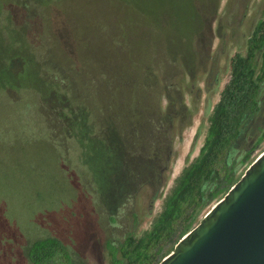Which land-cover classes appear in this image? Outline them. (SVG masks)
I'll return each mask as SVG.
<instances>
[{
  "label": "trees",
  "instance_id": "trees-1",
  "mask_svg": "<svg viewBox=\"0 0 264 264\" xmlns=\"http://www.w3.org/2000/svg\"><path fill=\"white\" fill-rule=\"evenodd\" d=\"M26 1L46 6L56 0ZM94 1L108 7L109 0ZM198 2L177 0L173 8L164 3L162 12L169 15L165 18L157 16L161 12H155L153 0H122L132 9L127 7L121 12L114 8L127 18L121 24L123 46L117 52L121 58L112 65L106 63L116 46L109 29L101 30L100 39L91 30V125L86 122L88 115L81 104L76 109L71 106L72 101H79L74 92L72 96L67 92L71 84L62 86L56 81L53 72H67L62 61L40 65L17 47L0 50V59L6 61L0 65V77L10 68L15 69L11 84L6 82L9 88L1 87V92L5 90L13 98L15 91H34L41 122L60 149L62 168L70 176L78 171L74 179L83 181L87 191L94 189L89 192L95 191V211L104 221L97 227L99 236L100 232L105 236L111 264H151L161 252V244L176 233L179 224L175 246L191 230L199 210L218 197L217 202L222 199L241 178L256 159L252 154L264 142V20H259L246 41V54H237L231 61L229 81L212 109L197 157L174 180L150 230L135 239V198L144 189L149 192V207L160 198L168 180L174 140L191 125L195 111L184 102L181 77L191 76L188 56L195 54L191 48L209 35L210 25L203 13L206 10ZM58 5L53 7L54 13ZM211 12L208 15L213 21L215 15ZM16 14L18 20L23 19L22 13ZM62 21L67 26L64 18ZM37 30L28 35L31 42ZM107 37L111 39L105 42ZM94 50L99 57L94 56ZM258 55L262 61L259 67ZM42 68L50 75L42 74ZM22 80L25 82L16 85ZM86 165L91 167V185L79 171ZM129 218L131 229L123 241H118L114 230L123 222L128 224ZM68 249L58 237L38 238L23 246L21 263L75 264Z\"/></svg>",
  "mask_w": 264,
  "mask_h": 264
},
{
  "label": "rangeland",
  "instance_id": "rangeland-1",
  "mask_svg": "<svg viewBox=\"0 0 264 264\" xmlns=\"http://www.w3.org/2000/svg\"><path fill=\"white\" fill-rule=\"evenodd\" d=\"M109 1L106 7L99 6L94 0H56L46 6L26 0H0V50L7 46L12 49L17 47L29 53L40 65L49 61H62L67 72H53L56 81H60L62 86L71 84L68 94L72 96L74 92L75 98L79 99L72 101L71 106L73 109L80 104L83 106L88 115V125H91V44L94 43L91 30L100 39L101 30L109 29V36L114 39L116 46L106 63L112 65L117 58H121L117 53L123 46L121 24L127 18L121 12H126L127 7L132 9L131 5H124L122 0ZM175 2L177 0H153L155 12H161L157 16L168 18L169 15L162 12L164 3L168 8H173ZM199 4L201 9L204 6L206 10L203 13L210 25L209 35L199 46L191 48V52H195L188 56L191 76L183 74L181 77L184 102L195 111L191 125L184 129L180 139L174 140L168 180L160 198L152 207H149L147 189L135 198L134 210L138 220L134 229L135 239L150 230L174 180L197 157L212 109L229 81L231 61L237 54H246V41L257 22L264 20V0H200ZM57 5L60 11L54 13L53 7ZM7 8L13 9V12L10 14ZM208 10L214 11L211 12L212 16L215 15L213 21H210ZM17 12L24 15L22 20H18ZM37 27L40 30L34 37V43L28 35ZM206 31L208 29H204ZM109 39L107 37L104 41ZM81 55L86 56L85 59ZM94 56L99 57L100 53L94 50ZM258 58L259 67L262 61L260 55ZM1 64H6L2 58ZM14 73L15 69L10 68L8 74L0 77V264H22L23 246L45 236L63 240L70 248L68 250L75 264H111L105 236L103 232L99 236L97 227V223L104 224V221L95 211V191L90 193L94 189L87 191L83 181L78 183L75 180L78 171L70 176L62 168L60 149L54 145L41 122L34 91L30 88L15 91L13 98L5 90L1 92V87L9 88L6 82L11 84ZM42 74L50 75V72L42 68ZM23 82L17 81L16 85ZM262 93L264 102V88ZM197 95L199 98L195 104ZM262 113L264 117V105ZM263 150L264 142L254 151L252 158H256ZM86 159L89 162L91 156ZM67 162L70 160L67 159ZM86 167H79V171L91 185V167ZM242 169L238 170L237 175L242 173ZM218 198L199 210L191 229ZM129 221L114 230L118 241H123L126 232L131 229V218ZM178 225L176 233L161 244L162 250L155 255L151 264L158 263L173 248L180 232Z\"/></svg>",
  "mask_w": 264,
  "mask_h": 264
},
{
  "label": "water",
  "instance_id": "water-1",
  "mask_svg": "<svg viewBox=\"0 0 264 264\" xmlns=\"http://www.w3.org/2000/svg\"><path fill=\"white\" fill-rule=\"evenodd\" d=\"M158 264H264V151Z\"/></svg>",
  "mask_w": 264,
  "mask_h": 264
}]
</instances>
